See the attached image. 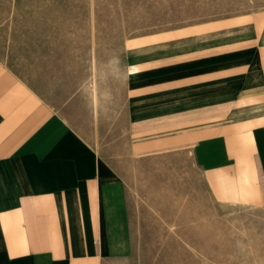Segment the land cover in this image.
I'll return each instance as SVG.
<instances>
[{"label": "crops", "instance_id": "1", "mask_svg": "<svg viewBox=\"0 0 264 264\" xmlns=\"http://www.w3.org/2000/svg\"><path fill=\"white\" fill-rule=\"evenodd\" d=\"M187 152L210 198L264 208V9L125 40L119 74L0 59V264H144L133 160Z\"/></svg>", "mask_w": 264, "mask_h": 264}, {"label": "rangeland", "instance_id": "2", "mask_svg": "<svg viewBox=\"0 0 264 264\" xmlns=\"http://www.w3.org/2000/svg\"><path fill=\"white\" fill-rule=\"evenodd\" d=\"M264 9V0H0V59L28 79L115 78L126 39ZM144 264H264V208L214 202L187 152L133 160Z\"/></svg>", "mask_w": 264, "mask_h": 264}]
</instances>
